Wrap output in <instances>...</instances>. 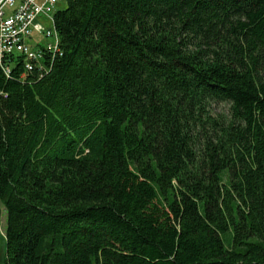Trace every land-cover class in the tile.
<instances>
[{"label": "trees", "instance_id": "obj_1", "mask_svg": "<svg viewBox=\"0 0 264 264\" xmlns=\"http://www.w3.org/2000/svg\"><path fill=\"white\" fill-rule=\"evenodd\" d=\"M65 4L0 65L5 264H264V0Z\"/></svg>", "mask_w": 264, "mask_h": 264}, {"label": "built area", "instance_id": "obj_2", "mask_svg": "<svg viewBox=\"0 0 264 264\" xmlns=\"http://www.w3.org/2000/svg\"><path fill=\"white\" fill-rule=\"evenodd\" d=\"M60 0H0V63L10 72L6 61L21 56L24 69H42V60L61 56L59 38L54 27L46 28L47 13ZM49 39V42L41 43Z\"/></svg>", "mask_w": 264, "mask_h": 264}, {"label": "rangeland", "instance_id": "obj_3", "mask_svg": "<svg viewBox=\"0 0 264 264\" xmlns=\"http://www.w3.org/2000/svg\"><path fill=\"white\" fill-rule=\"evenodd\" d=\"M66 4H65V0H60L59 3L56 5L55 7V11L58 10H63L65 8ZM55 11L51 14L52 16L54 15ZM48 24H45L46 28L51 27V23L49 22V20L47 21ZM54 25V24H53ZM50 40H42L41 43H46L49 42ZM214 113H227V107L223 104H218L216 106H214ZM2 214H1V223H0V264H5V238H4V230H5V220H6V215L4 212V208L2 205H0Z\"/></svg>", "mask_w": 264, "mask_h": 264}, {"label": "bare ground", "instance_id": "obj_4", "mask_svg": "<svg viewBox=\"0 0 264 264\" xmlns=\"http://www.w3.org/2000/svg\"><path fill=\"white\" fill-rule=\"evenodd\" d=\"M55 11V9H52V10H50V12H48L47 13V21L49 20V22L51 23V27H53V16L51 15L53 12ZM14 56H11L10 58H13ZM0 65H2L3 66V63H0ZM43 65V64H42ZM45 68V65H43V68L42 69H44Z\"/></svg>", "mask_w": 264, "mask_h": 264}]
</instances>
